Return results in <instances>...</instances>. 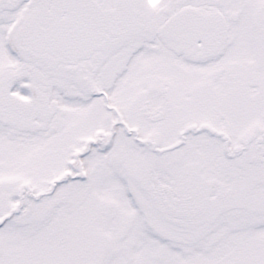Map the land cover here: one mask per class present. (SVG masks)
I'll list each match as a JSON object with an SVG mask.
<instances>
[{
  "label": "snow or ice",
  "instance_id": "1",
  "mask_svg": "<svg viewBox=\"0 0 264 264\" xmlns=\"http://www.w3.org/2000/svg\"><path fill=\"white\" fill-rule=\"evenodd\" d=\"M0 264H264V0H0Z\"/></svg>",
  "mask_w": 264,
  "mask_h": 264
}]
</instances>
